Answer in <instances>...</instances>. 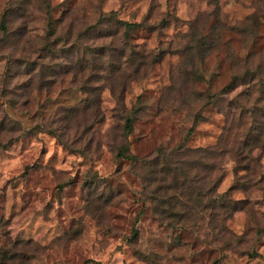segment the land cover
I'll return each mask as SVG.
<instances>
[{
	"label": "rangeland",
	"instance_id": "rangeland-1",
	"mask_svg": "<svg viewBox=\"0 0 264 264\" xmlns=\"http://www.w3.org/2000/svg\"><path fill=\"white\" fill-rule=\"evenodd\" d=\"M13 2L0 43V262L264 264V0ZM47 3L55 34L117 53L105 70L99 56L86 64L98 92L64 74L55 45L60 55L48 51L36 79L60 81L24 87L30 66L10 56L30 49L25 31L47 42ZM110 13L117 22L97 24ZM120 20L138 24L128 46ZM141 67L146 77L133 80ZM123 145L142 161L117 156ZM217 178L223 201L213 207L206 192Z\"/></svg>",
	"mask_w": 264,
	"mask_h": 264
},
{
	"label": "trees",
	"instance_id": "trees-1",
	"mask_svg": "<svg viewBox=\"0 0 264 264\" xmlns=\"http://www.w3.org/2000/svg\"><path fill=\"white\" fill-rule=\"evenodd\" d=\"M45 10L47 13V16L49 15V21L51 23L50 25V30L47 32L46 37L43 38V40H47V42H44V44L41 46V40L42 38H36L35 36H33L32 33L29 34V32L25 31L24 32V36H25V41L28 42L29 45V50H24L22 54H19L18 52L12 53L10 57H12V60L14 61H18L20 58H22L23 60V65L24 63H26V65H29V69L31 70V73L33 75V79L31 82L29 83H25L24 87L27 88V90L29 91V94L31 91L33 90H49L56 82V80L59 82V79H55V80H49L44 78L45 80L43 82H38V80L36 79V76L38 74V71H41V75H46V72L44 71V69L46 68V53L50 50H52L56 55H60L59 52H57L56 50H54L52 47L53 45H55V47L59 48L60 52L63 53V56H61L60 58V65H62L64 74H73L74 78L76 79L75 83H76V87L84 92H88L89 90L94 91V93L98 92V89H91L90 85V78L87 75V69L89 68L86 64L97 58H99L100 62L97 63V66L100 67L101 70H105L104 69V61L106 62L108 59V55L109 54H113V56H117V53L114 51L113 47H109V45L104 41V42H99V43H93L92 45L90 44H85L84 48H80L78 47L79 43L80 45L83 44L81 37H77L75 39V41L72 40L73 38V33L68 32V33H64V35H62V37H60L59 35L55 34V31L53 29V24L54 19L52 17H50L51 15V4L47 3V6L45 5ZM14 9V2L13 0L8 2V5L6 7V10L4 11V14L1 17V24H0V32L2 33V37L0 39V43L2 41H5L6 38L9 37L10 35V22H11V18H10V13L13 11ZM113 13H110L109 16H105V15H101L97 24H105L106 22H110V21H115L117 22V19L112 16ZM118 23H120L121 27L124 28L125 31V39H124V44H127V46L130 44V40H131V32L136 30V26L138 25L137 23H124L118 21ZM28 26V25H27ZM96 27V26H95ZM123 29V30H124ZM101 37H103L104 39L106 37H109V35H102ZM80 38V39H79ZM57 45V46H56ZM27 46V45H26ZM27 47H24V49H26ZM122 53L124 55H122V58L126 59V63H128V49L127 48H120ZM15 55H19L18 57H16ZM77 59V62H79L78 66L76 67L74 64V60ZM142 64L144 65L143 61H141ZM12 63V62H11ZM72 63V65H71ZM48 65V64H47ZM49 66V65H48ZM146 68L145 67H141L137 70H135V68H133L131 70V78L133 80L135 79H142L144 77H146V75L142 76V73H146L145 72ZM142 71V72H140ZM193 71L199 72L198 69L195 67L193 69ZM23 72V71H22ZM9 74V73H8ZM63 74V76H64ZM14 76V75H13ZM13 82V81H12ZM109 87V86H107ZM111 89V91L113 92L114 96L116 97V99L119 101V103L124 107V94L120 93V96H118L117 92H115V88H113V86L109 87ZM211 99L214 100V97L212 95H210ZM28 99V96H27ZM29 102V101H28ZM28 102H25L28 103ZM98 109V108H97ZM100 111L101 114V109H98ZM139 111H141V109L137 108L134 111L128 112V115L125 117V137H129V134L133 131L134 128V122L136 120V116L138 115ZM99 113V112H98ZM131 113V114H130ZM135 113V115H133ZM79 127H81V125H79ZM53 128L49 127V131H51V133H54V135L58 136L59 138L60 135L57 133L56 130H51ZM58 129V128H56ZM42 130H37V132H41ZM45 131V130H44ZM193 129H190V132L187 135L186 141L190 140L191 138V134L193 133ZM184 149V147L181 145L180 147H178L177 149H171L169 151V149L165 148L164 146L160 148V153H158L157 157L160 156H164L165 158H169V157H173V156H178V152L179 150ZM212 152L211 149L208 150V154ZM117 156L123 158V159H127V160H131L133 164H137L139 162L142 161V159H140L137 155L134 154H129L128 151V146L123 145L122 148H120L117 152ZM222 158V151L219 153V155ZM181 161V160H179ZM211 168L214 170V172H217V170H221V168L217 167L214 164H210ZM167 172V171H166ZM220 180H217L215 182H213L211 180V185L209 184V188H207V192L206 195H211L210 198V202L209 205H212L213 207H215L216 205L219 204V202L223 201L222 195H216V189L219 185ZM26 259V258H24ZM23 259V261H24ZM7 260L4 258V260L2 259V261L0 262V264H7L6 262Z\"/></svg>",
	"mask_w": 264,
	"mask_h": 264
}]
</instances>
